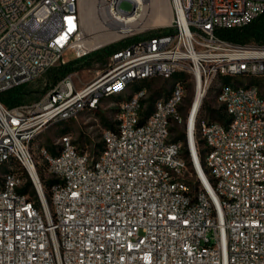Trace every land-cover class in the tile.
Here are the masks:
<instances>
[{
	"label": "built area",
	"instance_id": "1",
	"mask_svg": "<svg viewBox=\"0 0 264 264\" xmlns=\"http://www.w3.org/2000/svg\"><path fill=\"white\" fill-rule=\"evenodd\" d=\"M123 1L105 0L110 25L94 34L132 41L93 80L78 87L69 73L40 99L14 107L0 98V167L7 164L0 264H264V87L218 85L228 121L200 117L221 76L264 77V42L219 34L264 14V0H171L168 30L154 34H147L143 0H128L129 10ZM86 38L80 0H0V94L67 62V49L79 58L99 47H87ZM176 72L193 81L188 105V79H178L143 119L141 88L120 102L96 155L71 134L55 153L40 146L54 179L46 189L33 148L39 134L131 83ZM174 124L183 126V139H171ZM24 173L39 199L19 191Z\"/></svg>",
	"mask_w": 264,
	"mask_h": 264
},
{
	"label": "rangeland",
	"instance_id": "2",
	"mask_svg": "<svg viewBox=\"0 0 264 264\" xmlns=\"http://www.w3.org/2000/svg\"><path fill=\"white\" fill-rule=\"evenodd\" d=\"M80 8L84 17L85 25L88 24L90 21L97 20L96 18L104 12L102 11L103 4L105 0H88L87 4L90 8L89 11H86L83 7L84 0H80ZM150 2V0H148ZM168 1V2H167ZM86 3V2H85ZM166 5L169 10V14L172 15V5L171 0H166ZM122 7L124 9H132L133 4L128 1L124 0L122 2ZM146 11L144 12V21L146 25L150 27L147 30V34H154L158 32H163L168 30L166 24L168 23V17L161 18L158 14H156L152 7H146ZM94 30V29H92ZM131 37V36H130ZM130 37H123L120 38L118 36L116 39L112 40L109 43H105L104 45L99 46L92 52L102 50L106 45L119 42L121 40L129 39ZM64 58L67 61L75 60L77 57L75 52L72 49H67L64 52ZM104 67L102 64L95 63L91 67H86L76 71V85L78 87L84 86L86 83L93 80L97 74L102 70L101 68ZM188 79V89L186 90L185 102L188 105L194 98L195 95V87L193 81L184 73L180 74V79ZM234 79L239 81H253L255 83H260L264 87V77L258 76H251V75H244L239 74L236 76H221L217 81L213 83L207 97L205 98L206 101L213 107L219 108L221 107L217 101V87L225 83V79ZM31 84V88L34 90H40L41 93H36L35 96L31 99L33 102L40 98L43 93V88L46 87V84H49V77L47 74H43L42 76L36 78L35 80L29 82ZM175 83V80L164 78V77H152L145 80H140L134 83H131L125 90L122 92L104 97L100 102L97 108L93 109H84L79 112L76 116L64 120H60L58 122L52 123L49 127H47L41 134H39L33 140V148L38 159V165L40 172L44 176L45 179L49 178L47 172L45 171V162L41 159V155L39 152V147L44 145L48 147L49 145H55L58 142L59 138L64 134H71L74 142L76 145L82 149L86 150L91 153L92 156L97 154L96 144L102 141V135L104 129H106L105 125L103 124L104 120H108L110 122L115 123V115L119 109L120 102L129 98L131 94H133L136 90L141 88H146V97L144 99L148 100L145 103V106H148L151 102L149 99L153 96L154 101L158 97L167 96L170 92ZM148 84H150L148 86ZM121 98V99H119ZM117 99V100H116ZM30 101V102H31ZM174 126L180 131H183V126L174 124ZM178 134L177 130L171 132V138ZM202 147V145H200ZM16 168L19 169L18 165H15ZM7 170V164L0 167V177L1 175ZM19 171H22L21 169Z\"/></svg>",
	"mask_w": 264,
	"mask_h": 264
},
{
	"label": "trees",
	"instance_id": "3",
	"mask_svg": "<svg viewBox=\"0 0 264 264\" xmlns=\"http://www.w3.org/2000/svg\"><path fill=\"white\" fill-rule=\"evenodd\" d=\"M166 32V31H163ZM219 34L227 39L237 41V42H256V43H263L264 42V14H261L259 17H257L255 20H253L250 24L244 26L243 28H232V29H221L219 31ZM132 41L131 38L121 40L119 42H114L111 44L106 45L102 50L96 51V52H90L82 57L76 58L72 61H67L65 63H60L54 67H52L50 70L46 72L47 76L49 77V84H46V87L43 88L42 93L44 94L49 88H51L53 85H55L61 78L66 76L69 73H74L80 69L91 67L95 63L102 64L104 67L101 69H104L108 66L109 58L110 56L118 49L127 46ZM183 72H176L173 74L170 78L173 80L180 79V74ZM149 79V78H148ZM169 79V78H167ZM186 79V78H185ZM238 82L239 80H233L231 78L225 79L226 84H232L234 85V82ZM241 82V81H240ZM150 84H148L149 86ZM41 93L40 90H34L31 88V84L24 83L18 86H15L3 93L0 94V98L2 101L9 107H14L20 104L30 103L31 99L35 96L36 99V93ZM40 99V98H38ZM37 99V100H38ZM121 99V98H119ZM151 100L150 104L148 106H145L144 110L142 111L143 119L149 116L153 111V104L154 99L153 96L149 98ZM117 100V99H116ZM35 101V100H34ZM33 101V102H34ZM148 100L143 99V103H145ZM32 102V101H31ZM200 117H205L210 121L218 120L221 122L226 123L228 121L227 113L225 111V107L221 106L219 108H215L211 106L206 99L204 100V104L202 106V112L200 114ZM103 124L106 128H114L115 123L110 122L108 120H104ZM177 130L178 134L171 138L172 140H178L183 139L185 137V133L182 131L180 132L174 125L171 127V132ZM197 142L199 151L202 155L203 164L205 166V157L204 152L205 148L203 146V140L199 137V133L197 132ZM103 141L96 144V150L97 153L102 148ZM202 145V147H200ZM48 148L55 153V145H49ZM46 168V165H45ZM205 169L208 171V168L205 167ZM41 173V172H40ZM24 177H26V181L19 188L20 192H28L30 190L31 194H33L37 199L38 195L35 190V188L32 185L31 180L27 177V175L24 173ZM41 177L43 179V182L45 184L46 189L49 188V185L54 181L53 178L49 177L47 179L44 178V176L41 173Z\"/></svg>",
	"mask_w": 264,
	"mask_h": 264
},
{
	"label": "bare ground",
	"instance_id": "4",
	"mask_svg": "<svg viewBox=\"0 0 264 264\" xmlns=\"http://www.w3.org/2000/svg\"><path fill=\"white\" fill-rule=\"evenodd\" d=\"M87 2L88 0H84L83 7L86 11H89L90 8L88 7ZM142 2H143V15L145 14L144 12L147 9L146 7L150 6L152 7V10L156 14H158L161 18L168 17L167 22H169L171 15L169 14V10L166 5V0H150V2L148 0H143ZM96 19L97 20L90 21L88 22V24H86L87 38L85 43L86 46L89 48L104 45L105 43H109L118 37V33L114 31H109L106 33L100 32L99 34L97 33L94 34L95 32L105 29L106 25H110L109 19L104 14L98 16ZM200 101H201V92H199L198 97L196 99L195 108L198 107Z\"/></svg>",
	"mask_w": 264,
	"mask_h": 264
}]
</instances>
